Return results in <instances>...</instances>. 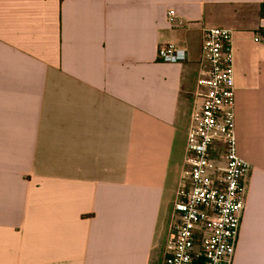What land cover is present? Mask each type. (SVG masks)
Returning a JSON list of instances; mask_svg holds the SVG:
<instances>
[{
	"label": "crops",
	"instance_id": "1",
	"mask_svg": "<svg viewBox=\"0 0 264 264\" xmlns=\"http://www.w3.org/2000/svg\"><path fill=\"white\" fill-rule=\"evenodd\" d=\"M263 3L0 0V264H163L208 27L250 165L233 264H264Z\"/></svg>",
	"mask_w": 264,
	"mask_h": 264
},
{
	"label": "built area",
	"instance_id": "2",
	"mask_svg": "<svg viewBox=\"0 0 264 264\" xmlns=\"http://www.w3.org/2000/svg\"><path fill=\"white\" fill-rule=\"evenodd\" d=\"M182 26L175 10L168 13ZM165 62H184L175 43L159 48ZM201 74L187 135L185 164L176 193L163 264H233L247 198L250 165L235 137L234 31L202 30Z\"/></svg>",
	"mask_w": 264,
	"mask_h": 264
},
{
	"label": "trees",
	"instance_id": "3",
	"mask_svg": "<svg viewBox=\"0 0 264 264\" xmlns=\"http://www.w3.org/2000/svg\"><path fill=\"white\" fill-rule=\"evenodd\" d=\"M262 13H264V3L262 4Z\"/></svg>",
	"mask_w": 264,
	"mask_h": 264
}]
</instances>
